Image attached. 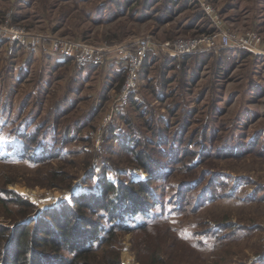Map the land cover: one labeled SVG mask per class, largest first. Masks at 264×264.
Returning <instances> with one entry per match:
<instances>
[{"label":"rangeland","instance_id":"obj_1","mask_svg":"<svg viewBox=\"0 0 264 264\" xmlns=\"http://www.w3.org/2000/svg\"><path fill=\"white\" fill-rule=\"evenodd\" d=\"M7 17L33 34L95 45L214 31H255L264 42V0H0V22ZM35 52L8 56L0 44L1 225L73 206L104 174L149 180L155 203L136 220L158 226L120 234L123 264H147L144 240L153 246L152 233L168 229L171 256L160 264H264V56L221 46L152 52L136 102L118 105L123 63L83 68ZM124 136L151 157L150 172Z\"/></svg>","mask_w":264,"mask_h":264},{"label":"trees","instance_id":"obj_2","mask_svg":"<svg viewBox=\"0 0 264 264\" xmlns=\"http://www.w3.org/2000/svg\"><path fill=\"white\" fill-rule=\"evenodd\" d=\"M147 63L146 61L143 67L145 72ZM135 92L130 96V103L133 105L136 102ZM132 137L128 139V136H124L123 140L128 144L123 146L137 155L141 160L140 166L150 172L151 157L145 156L142 150H132L136 149L135 144H132ZM202 180L203 178L186 182L183 190L198 185ZM7 194L16 195L13 192ZM206 196L205 189L199 203ZM154 199L151 181L113 182L104 174L94 189L74 196L73 206L65 204L63 210H48L37 218H32L28 224L15 227L0 224V264H123L120 234L130 231L147 232L158 226L156 223H138L136 220L139 215L150 214ZM86 212L91 216L88 217ZM27 213L21 214L19 218H28ZM97 214L99 219L93 220ZM164 224L161 225H168ZM169 231L165 230L159 236L152 233L156 237L152 240L156 242L153 246L149 243L151 241L144 240V254L140 256L147 258L143 260L144 263L160 264L158 261L162 256H171L167 244L175 236ZM176 237L182 242L185 239L177 234Z\"/></svg>","mask_w":264,"mask_h":264},{"label":"built area","instance_id":"obj_3","mask_svg":"<svg viewBox=\"0 0 264 264\" xmlns=\"http://www.w3.org/2000/svg\"><path fill=\"white\" fill-rule=\"evenodd\" d=\"M206 11L210 14L212 8L206 6ZM216 24L219 28L221 27L220 21ZM0 44H3V49L8 56L15 55L19 48L32 52L39 50L43 54L71 59L77 66L83 68L104 67L110 62L123 63L126 76L123 90L116 101L118 105L127 104L130 95L137 90L144 64L152 52L160 51L175 56H185L221 46L247 50L256 56H264L263 39L255 31L242 34L214 31L191 38L164 42H157L152 37H141L128 44L108 46L33 34L14 24L9 17L5 22H0ZM110 121L111 116H107L104 124L107 125Z\"/></svg>","mask_w":264,"mask_h":264},{"label":"crops","instance_id":"obj_4","mask_svg":"<svg viewBox=\"0 0 264 264\" xmlns=\"http://www.w3.org/2000/svg\"><path fill=\"white\" fill-rule=\"evenodd\" d=\"M37 51H39V50H37ZM37 51H36V52H37ZM36 52H35V53H36ZM37 53H39V52H37Z\"/></svg>","mask_w":264,"mask_h":264}]
</instances>
